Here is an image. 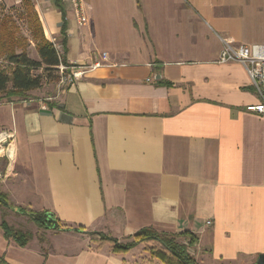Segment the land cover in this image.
I'll return each mask as SVG.
<instances>
[{
	"label": "crops",
	"instance_id": "0c3cea01",
	"mask_svg": "<svg viewBox=\"0 0 264 264\" xmlns=\"http://www.w3.org/2000/svg\"><path fill=\"white\" fill-rule=\"evenodd\" d=\"M60 3V5H59ZM79 25L66 0L38 14L65 57L105 66L73 85L50 84L0 101V207L32 233L25 246L0 230L9 264H139L143 229L193 233L201 264H258L264 255V116L240 63H219L223 38L264 44V0H85ZM65 24V27H64ZM65 34V35H63ZM46 103L47 108H42ZM19 209L52 212L71 229H39ZM84 227V231L74 228ZM139 262V263H138ZM152 264L151 262H147Z\"/></svg>",
	"mask_w": 264,
	"mask_h": 264
},
{
	"label": "trees",
	"instance_id": "16d2710c",
	"mask_svg": "<svg viewBox=\"0 0 264 264\" xmlns=\"http://www.w3.org/2000/svg\"><path fill=\"white\" fill-rule=\"evenodd\" d=\"M30 24L32 39L36 42L40 60L32 59L29 56V51L27 50L30 41L24 36H19L16 20L10 16H3L0 7V55H4L12 66L10 72L0 67V101L13 97H27L28 92L40 88L43 85L44 75L36 74V70L42 68L45 73H50L51 71L58 72L60 64L70 65L65 57V52L60 57L54 43L45 36L38 14L33 12L30 15ZM64 40L65 38H63L61 44L65 51ZM59 78L60 75L58 76ZM0 207L13 208L9 205L6 196L3 194H0ZM19 212L29 216L41 228L55 230L71 229L67 225L62 224L49 211L33 212L19 209ZM0 230L3 231L6 239L15 240L20 246H25L32 238L31 232L22 231L10 225L5 215L0 224ZM74 230L84 231L85 229L84 227H77ZM88 234L94 242L110 243L112 250L116 253H127L139 244L156 241L161 247L152 249L153 258L151 257V259H159L161 264H201L191 253V249L197 244L198 238L190 232L164 234L153 229H143L134 235L124 238L128 242H123L103 232L90 231ZM181 238L184 240L180 241ZM152 261L149 260V262ZM0 264L9 263L0 256Z\"/></svg>",
	"mask_w": 264,
	"mask_h": 264
},
{
	"label": "built area",
	"instance_id": "2783aa9c",
	"mask_svg": "<svg viewBox=\"0 0 264 264\" xmlns=\"http://www.w3.org/2000/svg\"><path fill=\"white\" fill-rule=\"evenodd\" d=\"M36 10L42 8L45 0H32ZM72 6L73 15L79 25L88 23L87 6L85 0H66ZM223 49L219 55V63H240L243 65L250 77L251 83L256 93L261 98L260 102L247 106L248 111L256 112L264 116V44H236L229 38H223ZM58 55L64 54L63 45L53 40ZM108 61V53L103 52L101 58L89 65H70L60 64L58 72L60 75L58 84L61 87L73 85L79 79H82L90 71L105 66ZM42 108L46 109V103H42ZM12 140V134L8 131L0 133V156L6 154L4 143Z\"/></svg>",
	"mask_w": 264,
	"mask_h": 264
},
{
	"label": "rangeland",
	"instance_id": "374dc122",
	"mask_svg": "<svg viewBox=\"0 0 264 264\" xmlns=\"http://www.w3.org/2000/svg\"><path fill=\"white\" fill-rule=\"evenodd\" d=\"M0 7H1V12L3 16H10L16 20L19 36H24L28 38V40L30 41L28 50H27L29 51V56L32 59L40 60L39 53L36 48V42L32 39V29H31V24H30V15L33 12L38 14V11H40V9L38 11L36 10L35 5L32 2V0H0ZM30 11H31V14H30ZM0 67L5 68L7 72L11 71L12 66L8 63L4 55H0ZM35 73L44 75L43 85L40 87L41 90L38 91L37 93H42L43 91L46 92L45 90L49 89L48 87L50 86V84L59 82L58 81L59 72L51 71L50 73H45V71L41 68V69L36 70ZM10 87H11V83H10ZM38 228L40 230L43 229L39 226ZM183 240H184L183 238L180 239V241H183ZM122 241L128 242L127 239H123ZM142 245H144V249L141 250L142 255H143V252H146L145 258L149 260H153L151 262L152 264H161L159 259H156V258L151 259V257L153 256L152 249L160 248L161 247L160 244L156 241H151L149 243H142ZM140 260H141L140 263L138 262L139 264H149L147 263L149 261H145L143 259H140Z\"/></svg>",
	"mask_w": 264,
	"mask_h": 264
},
{
	"label": "water",
	"instance_id": "95a60500",
	"mask_svg": "<svg viewBox=\"0 0 264 264\" xmlns=\"http://www.w3.org/2000/svg\"><path fill=\"white\" fill-rule=\"evenodd\" d=\"M5 144V143H4ZM54 219V217H53ZM258 264H264V255H261L258 259Z\"/></svg>",
	"mask_w": 264,
	"mask_h": 264
}]
</instances>
